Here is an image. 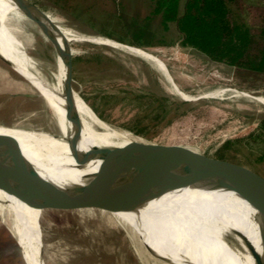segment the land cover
Instances as JSON below:
<instances>
[{"label":"rangeland","instance_id":"obj_1","mask_svg":"<svg viewBox=\"0 0 264 264\" xmlns=\"http://www.w3.org/2000/svg\"><path fill=\"white\" fill-rule=\"evenodd\" d=\"M29 1L57 25V48L69 45L74 59L75 96L107 127L137 140L184 145L242 164L264 177L263 139L221 148L224 141L246 137L257 129L264 115V101L259 100L264 98V72L215 62L180 45L175 24L169 23L165 30L158 17L150 23L149 31L155 43H162L137 47L121 42L120 38L130 39L127 27L132 18L150 11L151 0ZM237 10L258 27L264 18V0H240ZM6 23L38 70L51 79L60 53L50 40L26 17L9 18ZM63 30L75 36H60ZM105 39L119 45H110ZM128 46L150 53L159 65ZM60 65L66 73L62 57ZM22 67L25 72L17 68L19 75L0 59V128L21 139L62 138L60 122L38 81ZM92 127L102 131L97 124ZM5 212H0V264H26ZM36 213V247L39 251L41 246L47 264H168L150 253L143 242L158 254L186 264L162 250L152 232L141 224L122 218V212L84 208L38 209ZM255 223L244 220V228L253 234ZM247 238L255 250L256 244Z\"/></svg>","mask_w":264,"mask_h":264},{"label":"bare ground","instance_id":"obj_2","mask_svg":"<svg viewBox=\"0 0 264 264\" xmlns=\"http://www.w3.org/2000/svg\"><path fill=\"white\" fill-rule=\"evenodd\" d=\"M16 5L14 0H0V53L13 60L10 61L23 72L22 65L25 66L36 78L46 103L60 122L63 134L62 138L33 136L21 139L1 128L0 133L10 134L18 141L25 158L45 179L57 186L81 184L98 170L101 162L99 158L88 155L87 151L93 147L121 146L137 138L107 127L81 98L75 96L81 134L73 143L74 127L65 112L63 81L66 73L60 65L61 55H57V71L51 79L46 78L6 23L9 18H25ZM61 33L63 35L60 36H75L68 30ZM104 41L113 46L119 45L112 40ZM128 48L155 60L140 48ZM259 100L264 101V98ZM92 124L99 125L102 131L94 130ZM107 169L109 177L123 181L122 173L113 167ZM160 189L153 187L151 191L156 192V196L145 200L134 210L121 211V216L127 222L141 224L146 231L152 232L161 249L171 253L175 261L186 260V264H255L247 236L251 243L256 244L254 251L259 257H264V212L222 184L221 178L207 177L174 188ZM37 210L0 188V212L6 211L26 264H47L40 258L36 247L34 226ZM248 219L256 222L255 227L252 226L253 234L244 228V220Z\"/></svg>","mask_w":264,"mask_h":264},{"label":"water","instance_id":"obj_3","mask_svg":"<svg viewBox=\"0 0 264 264\" xmlns=\"http://www.w3.org/2000/svg\"><path fill=\"white\" fill-rule=\"evenodd\" d=\"M14 1L23 15L36 23L62 57L66 68L63 81L65 112L67 120L74 127L72 141L76 143L81 134V120L75 109L71 49L69 45L60 50L57 48L59 30L45 12L29 0ZM0 59L21 74L1 53ZM87 153L100 159L98 170L81 184L72 183L61 188L31 166L12 135L0 133V188L39 210L96 208L113 214L134 210L145 200L153 198L157 195L151 191L155 186L174 188L207 177H219L222 184L264 212V177L242 164L211 157L184 145L142 140H132L121 146L93 147ZM109 167L122 173L123 181L109 177ZM143 244L160 260L178 264L151 250L147 243ZM250 252L255 264H264V257H259L252 248ZM41 253L40 246L42 259Z\"/></svg>","mask_w":264,"mask_h":264},{"label":"trees","instance_id":"obj_4","mask_svg":"<svg viewBox=\"0 0 264 264\" xmlns=\"http://www.w3.org/2000/svg\"><path fill=\"white\" fill-rule=\"evenodd\" d=\"M239 1L151 0L150 11L143 17L132 18L127 27L130 39L119 40L137 47L162 43H155L153 32L149 31L150 23L158 17L165 30L169 23L175 24L180 45L192 47L215 62L264 72V18L258 27L243 19L237 10ZM259 138L264 140V115L255 131L243 138L228 139L221 148L233 142Z\"/></svg>","mask_w":264,"mask_h":264}]
</instances>
